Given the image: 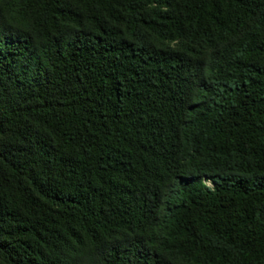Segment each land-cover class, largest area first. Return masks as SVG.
<instances>
[{
	"label": "trees",
	"instance_id": "16d2710c",
	"mask_svg": "<svg viewBox=\"0 0 264 264\" xmlns=\"http://www.w3.org/2000/svg\"><path fill=\"white\" fill-rule=\"evenodd\" d=\"M0 264H264V0H0Z\"/></svg>",
	"mask_w": 264,
	"mask_h": 264
},
{
	"label": "rangeland",
	"instance_id": "374dc122",
	"mask_svg": "<svg viewBox=\"0 0 264 264\" xmlns=\"http://www.w3.org/2000/svg\"><path fill=\"white\" fill-rule=\"evenodd\" d=\"M206 182H207L208 184H211V182H210L209 180H206Z\"/></svg>",
	"mask_w": 264,
	"mask_h": 264
}]
</instances>
